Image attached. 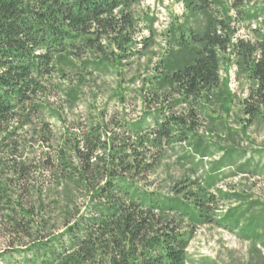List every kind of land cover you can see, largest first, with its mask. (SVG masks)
<instances>
[{
	"label": "trees",
	"instance_id": "1",
	"mask_svg": "<svg viewBox=\"0 0 264 264\" xmlns=\"http://www.w3.org/2000/svg\"><path fill=\"white\" fill-rule=\"evenodd\" d=\"M139 2L0 0V264H186L196 228L209 224L262 240L264 204L214 190L236 148L220 147L204 177L166 191L149 179L175 144H187L194 167L214 155L196 128L213 102L230 112L221 64L233 61L247 83L239 101L247 123L264 120V6L182 0L184 21L168 31L164 53L143 78L124 81L154 45L142 35L153 21L142 27L134 14ZM232 11L260 22L251 38L236 36ZM195 16L203 23L192 28ZM111 71L109 89L97 81ZM138 80L128 93L142 113L131 119L125 93ZM229 201L237 205L222 211Z\"/></svg>",
	"mask_w": 264,
	"mask_h": 264
},
{
	"label": "rangeland",
	"instance_id": "2",
	"mask_svg": "<svg viewBox=\"0 0 264 264\" xmlns=\"http://www.w3.org/2000/svg\"><path fill=\"white\" fill-rule=\"evenodd\" d=\"M245 10L255 11L264 6V0H243ZM134 14L141 18V26L148 25L145 17L151 19L152 31L145 30L143 36L153 38L154 45L150 52L131 67V71L124 72L123 79L127 81L135 73L141 77L147 72L148 67H153L161 56L168 41V31L172 26L181 24L184 21L185 10L182 0H140L133 7ZM234 17V23L237 27V37L249 39L252 37L251 29L258 26L260 22L253 21L251 24L243 22L235 12L230 13ZM144 19V20H143ZM261 26H264V20L261 18ZM189 26L197 28L202 25L203 19L200 16L189 17ZM220 77L223 85L227 86L231 96V103L227 104L230 109L229 114L223 113L218 102H213L206 106L203 113L198 118L196 134L203 139V145L209 148L214 154L205 158L203 163L194 167L191 159L184 158L190 154V148L187 144H175L166 149L160 168L156 174L150 177L151 187H158L160 190L166 189L183 178L204 177L209 164L221 156L217 149L220 147H233L239 152L235 155V164L231 168L225 169L224 177L216 184L214 190L223 192H235L243 196L247 201H258L264 204V120H254L251 124L247 123L245 116L242 115L239 101L247 95V83L245 79L237 74V69L233 64H221ZM143 78V77H142ZM140 81L135 86H128L124 82L123 87H129L126 94L125 111L131 119H137L142 113V107L139 98L135 92L128 93L130 90L136 91L140 86ZM97 82L105 83V86L111 89L116 83L114 72L108 76L101 77ZM128 89V88H127ZM109 94H107L108 96ZM99 98L98 104L105 103L107 98ZM87 103L83 98L75 113H80L85 109ZM109 109H119L115 101H108ZM246 125L247 128L242 132L240 126ZM249 160L247 171L244 174L237 171V167ZM196 158L193 163H197ZM197 170L196 175L192 176V171ZM256 170V172H253ZM231 201L221 204L222 211L236 206ZM244 205V204H240ZM2 243H0V248ZM257 249V251H256ZM186 264H264V232L262 240L256 243L247 240L237 230H229L219 227L215 224L204 225L196 228L194 236L187 248Z\"/></svg>",
	"mask_w": 264,
	"mask_h": 264
}]
</instances>
